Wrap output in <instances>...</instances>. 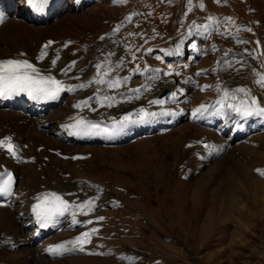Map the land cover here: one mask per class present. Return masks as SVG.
Instances as JSON below:
<instances>
[{
    "label": "rangeland",
    "instance_id": "1",
    "mask_svg": "<svg viewBox=\"0 0 264 264\" xmlns=\"http://www.w3.org/2000/svg\"><path fill=\"white\" fill-rule=\"evenodd\" d=\"M89 2L75 11L58 13L43 26L17 20L1 35L0 53L10 44L34 52L44 48L48 43L44 40L51 39L52 50L64 46L68 52L60 59L70 65L76 61L74 67L83 62L74 73L73 83L77 85L97 78V64L102 68L110 65L113 70L121 65L109 75L113 79L129 77L118 89L94 83L80 89L87 98L93 97L88 101V112L120 115L127 102L133 112L141 107L148 110L149 101L168 85L181 97L176 103L166 102L170 103L167 106L173 113L181 106L186 116L170 128L124 142H98L80 156L75 148L57 143L49 135L44 136L47 144L41 145L42 139L28 131V123L17 111L11 114L3 109L6 117L0 118V139L10 137L13 144L20 145L25 159L12 160L15 157L0 149V162L8 159L16 175L22 172L16 176L10 199L17 207H0V236L5 229L17 235L16 211L33 196L32 186L44 185L69 194L60 189H66V181L72 178L82 179V187L76 190V205L96 200L91 212L87 206L83 209L91 223L85 224L87 230L73 233L52 230L36 249L51 241L55 245L75 240L93 228L97 231L90 234L84 251L54 259H42L38 251L33 255L0 243V264H264V185L262 192L257 190L250 175L264 183V136L253 132L229 143L221 134L212 137L208 127L188 118L203 99L209 102H205L204 116L216 115L214 107L218 109L216 102L225 96L226 89L229 95L223 98L224 104L227 99L226 104H240L261 97L257 81L264 67V0H233L240 12L232 14L222 0ZM178 45L182 46V56L175 61ZM169 71L171 75H164ZM155 75L161 79L153 80ZM97 88L100 91L96 93ZM239 88L245 92L234 91ZM103 95L114 96L119 102L112 107L102 105ZM81 109L87 112L83 106ZM234 115L244 122L257 118ZM28 135L31 143L27 142ZM101 216L103 220L97 219Z\"/></svg>",
    "mask_w": 264,
    "mask_h": 264
},
{
    "label": "bare ground",
    "instance_id": "2",
    "mask_svg": "<svg viewBox=\"0 0 264 264\" xmlns=\"http://www.w3.org/2000/svg\"><path fill=\"white\" fill-rule=\"evenodd\" d=\"M48 1L49 2L47 3V5H45L46 7H44L43 10H39L37 8H34L32 5H30L28 3V0H0V6L2 7L3 17H4L3 22L0 24V38H1V35H3L5 33V31L9 27H11L17 20H23L26 23H31V24H36L38 26H43L47 22H49L50 20L54 19L58 15V13L61 14V12H63L66 9L67 10H73V11H75V10L81 8L82 6L86 5V3H88L90 0H68L67 3H66L65 0H48ZM12 12H14V13L12 14ZM254 31H255V29H254ZM44 41H47V40H44ZM257 43H258V41H257ZM63 47L60 46L59 49H58V51L52 50V48L50 46H48L47 48H41L40 47L36 51L32 52L33 50L31 48H29V47L28 48H20V47H17L15 45L10 44L9 45V48L6 49L3 54L0 53V60H3V59H28L33 64H35L36 67H38L41 70H43V73L45 75L49 74V72H50L51 75H53L57 79L63 81L65 85H77L75 82H74L75 84L73 83V79L75 77V74L74 73H76L75 72L77 70L76 67H78V68L81 67L83 65V62H81L78 65H76V67H74L71 64V68L68 69V66L70 65V62H68V60L60 59L61 56H66L68 54V52L66 51V48H63ZM180 47H182V46H180ZM42 50L45 53L44 59L43 60H38L37 57L41 54V51ZM262 50H264V49H262ZM161 51H164V49L161 50ZM169 51L167 50L166 52H169ZM75 54L77 56V53H75ZM78 54H79V56L81 55V53H78ZM164 54L166 56L165 51H164ZM181 54H182V52L179 51V53L177 55H173V56L174 57H177V56H181ZM57 56H59V59L57 60L56 66L53 67L52 64H51V61H52V59H56ZM82 56H84V55H82ZM169 57H170V55H169ZM171 57H172V55H171ZM68 58L70 59V57H68ZM71 58H73V57H71ZM73 59H71V60H73ZM179 59H181V58H179ZM75 60H77V59H75ZM221 62H223V61L221 60ZM225 62H226V60H225ZM120 64H121V62H120ZM226 64H224V66ZM119 66H121V65H119ZM262 68H263V70L261 72H259V79L260 80H261V77L264 76V67H262ZM61 69H68V70L66 72H64V71H61ZM149 69H152V68H149ZM222 69L225 70L224 68H222ZM153 70H155V69H153ZM115 71H119V70H115ZM219 71L220 70H218V72ZM152 72H154V71H152ZM229 72H230V70H229ZM221 77L223 78V76H221ZM152 83H154V81ZM155 83H157V82H155ZM220 83H221V81H220ZM258 85L260 87V91L258 90V92H261V97H259L260 98V103H262L264 105V86H262L261 83H258ZM220 87H222V86H220ZM259 87H257L256 89H258ZM161 89H162V87H161ZM224 89H226V88H224ZM174 91L177 92L176 89L173 90V88H172L171 93L174 92ZM226 91H227V89H226ZM255 91L257 92V90H255ZM171 93L169 94V96H171ZM155 96L152 99H155ZM169 96L167 95V97H169ZM87 97H88V95L85 96L83 94V92L80 91V89H77L74 92L64 91V92H62L60 94V97L57 100H51V101H40V102H37V101H34V100L30 99V98H25V97L13 98V99L8 100V101H3V100L0 99V118L6 117L4 115V113L2 112L3 109L7 110L11 114H15L14 112L17 111L21 115V118H23L24 121L26 123H28V126H29L28 127V131L29 132L30 131L36 132L39 135V138L42 139L41 145L43 143H44V145L47 144V141L44 139V136L49 135L55 142H57V143L58 142L67 143V144H69V146L71 148H75L76 151L78 152V154H80V156H81V154L85 153L86 151L88 152V150H90L91 147L94 146L98 142H107V141H112L114 143L124 142V141H126L128 139H131L133 137L139 136L141 134H148L150 132H153L155 130H159V129L164 128V127H169L170 128V126L176 125V123L180 119H183L184 120L183 117L185 115V111L183 110V108H181V106H179L180 111L177 110L178 111L177 113L176 112L173 113L171 111L170 112V115H169V112H167L169 117L163 119V117L160 116L157 107L156 106L152 107V105H150L151 108L148 109L147 111H149V112H156L157 115L155 117H150L146 122H143V123H133V124H129L123 130V132L121 134L115 136L114 138L109 139V138H106L105 136H77V135L70 134L72 130L63 127L64 125L71 124V123H74L75 122L74 119H70V118L82 117L85 120L92 121V122H98L102 126L107 127V126H105L102 123L103 120L104 121H107V122L114 121V120H119L122 116H124L127 113H129V112H127V110H130L129 108L132 107V106H129V103L128 102H127V104L124 103L126 105H124L121 108V109H123V111L121 112V114L120 115H115V114H118V113H115L114 116H113V113L114 112L112 113V115H108V114L105 115V114H100V113L98 114L97 112L94 113V114H92L91 110L89 111L91 113H89L87 111V107H83V109L85 108V110L87 112H85L81 108H75V107H73V105H75V103H77V101L80 102L82 100H88ZM180 97H181L180 94L177 92V96H176L175 100H172V101L175 102ZM242 97H243V95H242ZM223 98H225V96H223ZM223 98L222 99H219V100L222 101ZM259 98H258V100H259ZM227 100H226V103H227ZM216 101H217V99H216ZM205 102H207V99H203L201 101H198V103H200V105L201 104L206 105ZM207 103H209V102H207ZM239 103H241V101H239ZM210 104H212V103H210ZM88 105H89V103H88ZM133 105H134V103H133ZM210 107H212V106H210ZM217 107L219 109V104H218ZM195 109L193 108L192 111L194 112ZM212 109H213V107H212ZM214 109H216V108L214 107ZM228 110H230V109H228ZM193 112H192V115H193ZM225 112H226V110H225ZM225 112H224L223 115H218V114L212 115V116H208L207 115V116H203L200 119H195L192 115H190V117H188V118H192L193 120H196V121L198 120L203 125H205L206 127H208L210 129V134H211L212 137L213 136H218L219 134H221V135H223V137H225L226 140L229 141V143H232V142H234V141H236L238 139L240 140L242 138H245V137H247L249 134H251L253 132H258L259 133L258 137H263L264 136V133H263V131H264V118L257 117L256 119H253V120H248L247 119V121L244 122L242 119H240L239 117H237L236 115H234V113H235L234 111L233 112L232 111L231 112H226V113ZM119 113H120V111H119ZM136 118H137L136 115L135 116L134 115L132 116V119L133 120H135ZM261 132L263 133V135L260 134ZM28 137L29 138H28L27 142H30L31 143V137L29 135H28ZM247 141L249 143H253L254 142V140H247ZM207 142H211V141H207ZM213 144H214V142H213ZM17 146H18V148H17V157L12 158V160L15 159L16 161H18V160L25 159V154H24L22 148L20 147V145H17ZM27 147H29V146H27ZM207 150H208V148H207ZM211 150H214V149H211ZM208 155H210V154H208ZM31 157L32 156H30V158ZM10 164L11 163H10V161H8V159H7V161H3L2 160V162H0V171H5V169L10 168L11 167ZM17 175H19V176L21 175L22 176V172H19V174H17ZM250 175H251V178L253 179V183L254 182L257 183V184H255L256 187H257V190H260L261 191L262 186L264 185V183L257 176L253 175L252 173H250ZM81 180L82 179H80V178L79 179L78 178H74V179L72 178V179H69V180L66 181V185L68 187L66 189H60V190H65L67 192L70 191L69 194L60 193L57 190H53L54 188H52V189L51 188H45L44 185H43V187L42 186L41 187H37L38 184L36 186H32L31 191H30V194H33V196L31 195L32 197L28 198L26 206H24V205H22L21 207L18 206V210L16 211V215H17L16 216V219L18 220L17 235H13L11 230L5 229L2 232L3 235L0 236V243L1 244L2 243H5L4 246H6V247L13 248V249L20 250V251H24V252H28V253H32L33 255H36V253L38 251V253H37L38 255L37 256H41L42 259H51V258L54 259V258H57V257H62L64 255H66V254H70V253H66V254H64L62 256H53V255L49 254L47 252V248L49 246H51V245H54L53 241H51V243L48 242L46 244H43V248L40 246L41 248L36 249V247L38 245H40L41 240L44 237L47 236V233L49 231H44V230H42L40 228L39 224L36 222L35 216L32 213L31 207H29V205L34 200H36V197L38 196V194L43 193V192H56L57 194L63 196L64 199L68 200L70 204H72V202L75 201V197L77 195L76 194L77 193L76 190L78 188L82 187V181ZM72 184H74L76 186H73L72 187ZM72 191H73V195L71 193ZM12 206H15V203L14 202H9L8 203V207L10 208ZM15 207H17V206H15ZM73 214H75V218H76L77 221H79V223L72 224ZM87 214H88L87 212H85V211H82L81 212V210L79 208H76L75 206L71 207L69 209V211L66 212L63 217H60V227H61V230H64V231H66L68 233H73L75 230L82 229V228H85L87 230V226L85 225L87 223V219H88ZM89 218H90V216H89ZM82 220L84 221V223H80ZM62 242H63V240H62ZM66 247H72V245H70V246L68 245L67 246V244H66ZM78 251L79 250L77 248V250L74 251V252H72V254L77 253Z\"/></svg>",
    "mask_w": 264,
    "mask_h": 264
},
{
    "label": "snow or ice",
    "instance_id": "3",
    "mask_svg": "<svg viewBox=\"0 0 264 264\" xmlns=\"http://www.w3.org/2000/svg\"><path fill=\"white\" fill-rule=\"evenodd\" d=\"M28 3L34 8L43 10V6L47 3V0H28ZM201 7H203V5H201ZM3 19L4 17L0 16V22H3ZM100 39H104V37H100ZM51 43L52 41H49L48 44L44 45V48H47ZM176 51H179V46H177ZM44 56L45 53L42 50L37 59L43 60ZM157 58L159 59V57ZM58 59L59 56H57L56 59H52L51 64L53 67L56 66ZM75 63V61L72 62L73 65ZM229 67H232V65L230 64ZM70 68L71 65L68 66V69ZM118 68L119 65L116 66V70H118ZM68 69H61V71L66 72ZM96 69L97 78L89 81L88 84L65 85L63 81L51 75L50 72L49 74L45 75L43 70L36 67L35 64L31 63L27 59H3L0 60V99H9L20 94H26L29 98L37 102L51 101L57 100L60 97V94L64 91L74 92L77 89L87 88L93 83L97 85H106L109 89H118L122 83H127L129 79L127 76L113 79L109 75L114 71L110 65H105L104 68H102L100 64H97ZM136 71H140V69L138 68ZM145 71H147V69H145ZM154 71L159 73L161 70L156 69ZM164 75H171V71L165 72ZM159 78V75L152 77L153 80H157ZM257 83H261V85L264 86V76H262L261 80L257 81ZM99 91L100 89L97 88L96 92ZM134 91L139 92L140 89H135ZM234 91L245 92V89L239 88ZM224 95L227 97L228 92L225 91ZM121 96H123V93H121ZM176 96L177 92H172L171 96H169L167 100L153 99L149 101V104L164 105L168 101L175 100ZM135 98L139 97L137 96ZM234 98L235 97H233V99ZM91 99H93V97H89L88 100H82L73 105V107H88V101ZM100 102L102 105L112 107L114 102L119 101H115L114 96H103L100 97ZM217 103L221 105L220 109H215L216 114L218 115H223V109L227 108L234 111L244 119L249 117L264 118V105H261L256 98H252L250 102L241 101L240 104H224L222 101H217ZM206 111V106L201 104L194 110L193 117L195 119H200L204 116ZM160 114L164 115L167 113L162 112ZM156 115V112H149L145 108L141 107L136 110L137 118L135 120L132 119L133 113L129 112L122 116L119 120H114L112 127H104L98 122L88 121L82 117L70 118L74 119L75 122L64 125L63 127L71 129L72 131L70 134L73 135L105 136L106 138L111 139L121 134L129 124L143 123L146 122L150 117H155ZM205 147L211 146L205 145ZM17 148L18 146L11 142L10 137H4L3 139H0V149H5L11 156L17 157ZM73 158L75 159V157ZM4 175H7V179L3 178ZM13 183L14 180L11 173H0V197H11L13 195ZM94 203L95 198L84 201L79 205H76L75 202L70 204L68 200L64 199L63 196L57 194L56 192H43L38 194L36 197V202L32 204L31 211L34 214L36 222L39 224L40 228H46L57 224V218L63 217L71 207H78L82 212L85 206H87L88 211L91 212L93 210ZM97 219L103 220L104 217L101 216ZM77 223H79V221L76 220L75 214H73L72 224ZM87 223H91V221L89 220ZM96 231L97 230L93 228L90 230V232L81 233V235L77 236L75 240L51 245L47 248V252L53 256H62L66 253H72L76 251L77 248L79 251H84L83 245L88 242L90 234H94ZM66 244H71L72 247H66ZM128 259L132 260L134 258L129 257Z\"/></svg>",
    "mask_w": 264,
    "mask_h": 264
},
{
    "label": "crops",
    "instance_id": "4",
    "mask_svg": "<svg viewBox=\"0 0 264 264\" xmlns=\"http://www.w3.org/2000/svg\"><path fill=\"white\" fill-rule=\"evenodd\" d=\"M235 2H238V0H234ZM247 1V0H246ZM224 5L228 6V14H232L234 11L235 12H240V9L238 6H233V0H222ZM240 2V0H239Z\"/></svg>",
    "mask_w": 264,
    "mask_h": 264
},
{
    "label": "water",
    "instance_id": "5",
    "mask_svg": "<svg viewBox=\"0 0 264 264\" xmlns=\"http://www.w3.org/2000/svg\"><path fill=\"white\" fill-rule=\"evenodd\" d=\"M171 92V88L168 86H165L164 88H162V90L158 93L157 98L158 99H162L164 98L168 93ZM161 112H165L164 109H160Z\"/></svg>",
    "mask_w": 264,
    "mask_h": 264
}]
</instances>
